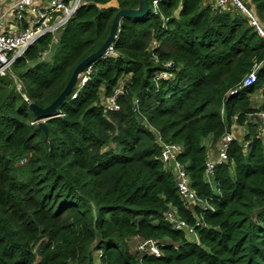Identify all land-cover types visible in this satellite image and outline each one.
Segmentation results:
<instances>
[{
    "label": "trees",
    "instance_id": "obj_1",
    "mask_svg": "<svg viewBox=\"0 0 264 264\" xmlns=\"http://www.w3.org/2000/svg\"><path fill=\"white\" fill-rule=\"evenodd\" d=\"M84 1L56 44L39 39L0 77V264H264V140L255 116L264 114V38L237 7L157 0L158 14L120 20L114 57L90 66L45 138L24 97L50 105L105 41L114 15L139 6ZM242 1L264 29V0ZM259 64L255 83L242 87ZM161 72L170 78L156 80ZM119 86L118 110H109ZM233 125L243 141L230 143L211 187L205 162ZM159 142L180 147L176 162L211 209L183 203ZM169 211L204 227L189 240L166 222ZM142 240L157 241L160 256L137 254Z\"/></svg>",
    "mask_w": 264,
    "mask_h": 264
},
{
    "label": "built area",
    "instance_id": "obj_2",
    "mask_svg": "<svg viewBox=\"0 0 264 264\" xmlns=\"http://www.w3.org/2000/svg\"><path fill=\"white\" fill-rule=\"evenodd\" d=\"M215 10L223 12L229 7H237L246 13L250 19L251 25L257 30L258 34L264 38V29L258 20L249 10L246 12L238 0H208ZM85 4L84 0H0V77H4L11 66L21 57L26 50L33 47L36 42L47 36H51V44H56L58 37L64 25L73 17L77 10ZM246 5V4H245ZM158 1L152 2V14H158ZM251 13V14H250ZM114 49L111 46L104 54L103 59L114 57ZM264 63V62H263ZM262 63V64H263ZM262 64L255 65L242 82V87H249L256 81V72ZM167 67H172V63H167ZM91 69L88 68L79 77L74 89H81L87 81ZM170 74L161 72L156 75V80H167ZM122 88L119 86L114 90L113 96L108 100L106 107L109 110H118L114 105L117 96L121 95ZM237 93L234 90L230 95ZM74 97V96H73ZM255 116L260 120L261 127L257 133L264 140V114L257 112ZM35 123V122H34ZM33 123V124H34ZM36 124V123H35ZM233 125L231 131L225 133L216 145L214 153L208 156L205 162L204 177L206 182L211 185L214 180V170L218 165L227 163V150L230 143L234 140L243 141V136L236 137ZM161 160L165 166L173 165L174 173L177 179L178 194L183 203L193 208L198 206L201 210L211 209L205 201H201L194 190L191 189L184 167L176 162V157L181 149L177 145L161 143ZM243 149L246 150L248 143L243 142ZM170 168V167H169ZM211 179V180H210ZM212 187V186H211ZM194 225H189L181 219L175 212H167L165 220L173 228L181 230L187 235L196 237V228L204 227L201 220L194 218ZM134 251L143 256L159 257L160 244L155 240H142L134 245Z\"/></svg>",
    "mask_w": 264,
    "mask_h": 264
},
{
    "label": "water",
    "instance_id": "obj_3",
    "mask_svg": "<svg viewBox=\"0 0 264 264\" xmlns=\"http://www.w3.org/2000/svg\"><path fill=\"white\" fill-rule=\"evenodd\" d=\"M241 3V6L244 7L246 12L249 13V10L245 3L242 0H238ZM149 13V5L147 0H139V6L134 10H119L113 17L112 24L110 27L109 34L102 45L92 54L88 55L85 59H83L73 70L71 77L64 87L63 91L59 94V96L47 107L41 108L37 106L35 103L28 101L25 97V101L28 104V108L32 115L34 116V122L39 127V129L43 132L45 138L48 137V128L47 121L52 119L54 115L57 114L58 107L67 99L70 93L74 90L79 77L82 73L90 68V66L101 59L107 50L112 46L115 41L120 20L123 18L130 19H140L146 16ZM251 14V13H250ZM18 90L20 87L18 86Z\"/></svg>",
    "mask_w": 264,
    "mask_h": 264
},
{
    "label": "crops",
    "instance_id": "obj_4",
    "mask_svg": "<svg viewBox=\"0 0 264 264\" xmlns=\"http://www.w3.org/2000/svg\"><path fill=\"white\" fill-rule=\"evenodd\" d=\"M177 13H178V11H177ZM254 98H257V99H255V103H256V107L255 108L258 109L259 106H260V103H261V97L260 96H254ZM234 130L233 131L236 134L237 138L238 137L240 138L241 136L244 135V129H240L238 127H235Z\"/></svg>",
    "mask_w": 264,
    "mask_h": 264
},
{
    "label": "rangeland",
    "instance_id": "obj_5",
    "mask_svg": "<svg viewBox=\"0 0 264 264\" xmlns=\"http://www.w3.org/2000/svg\"><path fill=\"white\" fill-rule=\"evenodd\" d=\"M115 5H117V2H116V0H112V2L110 3V4H108V6H115ZM48 57H45L44 59H47ZM86 83V82H85ZM253 99H256V98H253ZM105 105H107V102H106V104ZM235 131V130H234ZM23 163H25V161H23L22 162V164ZM211 180V179H210ZM211 182V186L212 187H214V182H213V180H211L210 181ZM187 236V239H189V240H193L194 238L192 237V236H188V235H186Z\"/></svg>",
    "mask_w": 264,
    "mask_h": 264
},
{
    "label": "clouds",
    "instance_id": "obj_6",
    "mask_svg": "<svg viewBox=\"0 0 264 264\" xmlns=\"http://www.w3.org/2000/svg\"><path fill=\"white\" fill-rule=\"evenodd\" d=\"M152 2H153V1H152ZM158 5H159V4H158ZM149 11L152 12V5L149 7ZM102 59H103V57H102ZM86 70H87V69H86ZM86 70H85V71H86ZM85 71H84V72H85ZM84 72H83V73H84Z\"/></svg>",
    "mask_w": 264,
    "mask_h": 264
}]
</instances>
